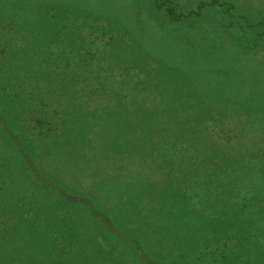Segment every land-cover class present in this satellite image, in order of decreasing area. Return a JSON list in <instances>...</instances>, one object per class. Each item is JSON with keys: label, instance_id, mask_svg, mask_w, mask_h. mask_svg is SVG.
<instances>
[{"label": "rangeland", "instance_id": "374dc122", "mask_svg": "<svg viewBox=\"0 0 264 264\" xmlns=\"http://www.w3.org/2000/svg\"><path fill=\"white\" fill-rule=\"evenodd\" d=\"M213 1L0 0V264H264V0Z\"/></svg>", "mask_w": 264, "mask_h": 264}, {"label": "trees", "instance_id": "16d2710c", "mask_svg": "<svg viewBox=\"0 0 264 264\" xmlns=\"http://www.w3.org/2000/svg\"><path fill=\"white\" fill-rule=\"evenodd\" d=\"M218 3V1L217 0H214L211 4L212 5H215V4H217ZM203 6L204 5H206L205 3H203L202 4ZM166 11H167V13H168V15H170L171 17H173V18H177L176 16H177V13H176V8L171 4V3H169L168 4V6H167V8H166ZM262 189H264V186H262ZM57 200H59V198H57ZM252 219H254V218H252ZM70 260H71V258H69V264H72L71 262H70Z\"/></svg>", "mask_w": 264, "mask_h": 264}]
</instances>
